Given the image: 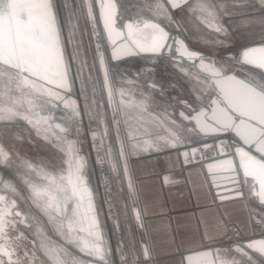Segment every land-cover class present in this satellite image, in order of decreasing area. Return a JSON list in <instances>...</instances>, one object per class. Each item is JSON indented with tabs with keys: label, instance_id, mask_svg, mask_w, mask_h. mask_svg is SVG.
<instances>
[{
	"label": "snow or ice",
	"instance_id": "1",
	"mask_svg": "<svg viewBox=\"0 0 264 264\" xmlns=\"http://www.w3.org/2000/svg\"><path fill=\"white\" fill-rule=\"evenodd\" d=\"M234 6H242L241 0H234ZM218 7L223 9L227 5L222 3ZM218 7L212 0H131L130 4L129 0H64L68 19L61 21L55 0H0V134L10 132L11 125L22 122L27 125L26 131L30 130L29 135L34 133L62 154L57 157L59 167L34 163L0 142V168L13 169L28 193L23 195L12 180L0 176V264H80L75 258L68 259L71 253L66 249L48 240L45 230L49 225L68 243L82 241L78 234H86L89 239L77 245L79 250L99 264H108V249L84 174L87 161L79 146L68 139L72 123L81 117L77 102L66 95L72 91L74 81L70 71L71 63L75 62H79L76 80L81 82V94L86 101L84 113L91 114L104 126L107 109L112 111L125 176L130 150L186 147L193 134L210 137L218 163L209 164L208 169H223L228 174L227 191L232 193L231 197L219 198L239 199L247 192L248 198L260 206L258 215L252 219L264 225V43L243 49L238 58L229 56L217 61L188 47L180 35L187 31V26L199 28L202 24L226 36V29L218 22ZM175 10L186 11L188 20L175 19L172 15ZM74 21H83L85 29L80 35H89L95 42L92 65L82 59V45L76 42L79 28ZM173 27L175 34L170 30ZM105 43L112 62L146 56L155 64L167 56L173 68L196 81L191 88L192 101H180L183 108L178 118L175 108L171 113L165 109L163 114L152 117L167 125L163 145L137 139L140 128L149 121L141 118L133 125L127 110L134 108L141 115L148 110V100L143 93L142 99L134 98L137 91L134 79L122 78L117 84L104 55ZM214 43L227 46L224 41ZM68 45L73 46L70 59ZM233 59L237 65L259 71L246 68L238 75ZM186 65L196 72L189 71ZM85 72L87 84L81 79ZM88 86L93 93L91 103ZM98 88L101 97H107V109L95 99ZM121 123L126 126L131 142L127 146L121 139ZM75 131L77 135L81 133L79 127ZM227 133L237 139L235 144L225 141ZM99 138V147L104 158H108L112 148L104 146L107 128ZM90 139L95 148L97 134L93 133ZM202 146L207 150L209 144L202 141ZM197 151L196 147L191 148L193 159ZM182 155L188 160V151ZM112 171L117 169L113 167ZM21 202L26 207H21ZM135 215L139 222V212ZM143 255L145 259L149 257L147 248ZM197 255L202 258L200 264H264V238L237 240L223 254L216 249L215 254L206 250ZM136 256L133 252L132 264H136ZM185 259L194 264L193 257Z\"/></svg>",
	"mask_w": 264,
	"mask_h": 264
},
{
	"label": "crops",
	"instance_id": "2",
	"mask_svg": "<svg viewBox=\"0 0 264 264\" xmlns=\"http://www.w3.org/2000/svg\"><path fill=\"white\" fill-rule=\"evenodd\" d=\"M212 3L217 7L222 3L227 5L223 9L218 7V22L226 29L227 35H220L202 24L199 28L187 26V31L180 35L189 45L195 46L193 42L224 47L214 43L219 40L226 43L225 48L236 49L238 54L245 46L264 43V4L261 0H241L242 6H234V0H212ZM172 15L185 21L189 18L186 11L175 10ZM162 25L167 26L163 21ZM170 30L176 33L174 27ZM251 69L252 72L258 71ZM147 100L146 112L138 115L134 108H130L128 118L133 125L141 118L149 121L140 128L139 141L163 145V139L168 135L165 131L167 125L152 119L161 113L154 111L150 98ZM207 139L193 134L186 147L130 150L126 158L130 197L135 213L139 212L141 216L138 222L135 215L137 233L143 247L149 251V264H186L185 255L188 253L229 245L223 242L228 225L235 227L240 239L264 237V225L252 219L258 215L260 206L248 198L247 192L243 198L227 200H218L214 194L203 164L198 160L202 141ZM130 143L128 141L126 146ZM192 147L198 149L195 159ZM185 151L189 153L188 160L182 155ZM41 256L43 258L42 253Z\"/></svg>",
	"mask_w": 264,
	"mask_h": 264
},
{
	"label": "rangeland",
	"instance_id": "3",
	"mask_svg": "<svg viewBox=\"0 0 264 264\" xmlns=\"http://www.w3.org/2000/svg\"><path fill=\"white\" fill-rule=\"evenodd\" d=\"M59 17L61 21L68 19V12L64 8V0H55ZM73 7L75 4L73 3ZM98 17V13H97ZM78 24L79 31L76 36V42L82 45L83 56L82 59L86 60L89 65L93 63V57L96 55L95 42L91 41L89 35H80L85 29L83 21H74ZM101 27V26H100ZM91 29L88 28V32ZM65 37H67L68 30L65 28ZM91 41V42H90ZM195 47L206 52L207 58H211L217 61L224 60L231 57L238 58V54L235 52L236 49H230L225 47H208L197 45L192 42ZM103 50L105 58L108 60L112 76L119 84L122 78L134 79V87L137 90L135 99L140 100L143 97L140 93L144 94V97H148L152 101L153 109L161 114L164 113L165 109L169 113L175 108V114L178 118V113L182 110L183 106L180 103L182 100L192 101L193 93L191 91L192 85L196 83L195 80H190L185 77L179 70L173 68V62L167 58V56L160 59L159 63L153 64L152 60L146 56H134L126 59L112 62L106 44H103ZM73 54V46H67V56L69 59ZM71 62V61H70ZM78 63H71L70 76L74 83L72 91L67 93L71 99L75 100L80 108L81 117L72 123V131L68 136L69 140L75 142L81 151V155L85 157L87 161V167L84 171L88 186L92 190L94 197V204L98 213V221L100 231L103 235L106 247L108 249L107 261L108 264H132L133 252L137 253L135 257L136 264H149L148 258L145 259L143 255L144 247L140 242L137 233V226L135 222V209L130 197V190L127 182V176L124 175V161L119 157V144L116 142V131L112 126V111L107 109V97L106 95L101 97L99 88L95 93V99L102 103L107 109L105 125L100 126L97 119L91 114L84 113L85 98L81 94V82L76 80ZM232 63L235 65L237 74H242L248 66H240L235 63L233 59ZM189 71L195 73L196 69H192L189 65H186ZM96 69H99V63L96 62ZM252 71V69L250 68ZM145 76L150 80L155 87L150 84L144 83L138 78L137 75ZM95 75V73H94ZM88 73L85 72L81 78L85 84H87ZM102 84V75L100 76ZM88 103H91L93 98L92 89L90 86L87 88ZM127 99V98H126ZM116 101L119 102V97H116ZM62 111V109H61ZM79 127L81 133L77 135L75 129ZM105 128H107V139L104 141L105 148L111 145L112 152L108 158H104L105 154L100 145V135L104 134ZM120 135L125 145L128 143L127 129L126 126L121 123ZM153 128H156L154 126ZM27 125L22 122L10 126V132L0 134V142L7 147L12 149L15 153L20 154L22 157L29 159L34 163L44 162L46 164H55L57 167L60 166V161L57 159L62 154L57 149H54L50 144L44 140L38 138L34 133L29 135V131H26ZM141 132V129H140ZM15 134L22 139H15L12 134ZM93 133L97 134V146L93 147V142L90 137ZM96 149L100 151L98 157H96ZM101 160V163L97 161ZM117 169L116 172L112 171V168ZM0 176H3L5 180H12L23 195L27 196V189L17 179L15 172L10 168H0ZM108 183L113 203H114V217L115 219H109L105 215L103 208V200L101 195V185ZM21 207H26L21 202ZM45 234L48 240L54 245L66 249L71 255L68 257L69 260L75 258L82 262V264H99L98 261H94L93 257L85 255L79 250L77 245L86 242L89 238L84 233L78 235L82 238L77 240L75 243H68L62 239L49 225L46 227ZM123 254V255H122ZM40 257L41 254H39ZM43 259V258H42ZM48 264V262H46Z\"/></svg>",
	"mask_w": 264,
	"mask_h": 264
},
{
	"label": "water",
	"instance_id": "4",
	"mask_svg": "<svg viewBox=\"0 0 264 264\" xmlns=\"http://www.w3.org/2000/svg\"><path fill=\"white\" fill-rule=\"evenodd\" d=\"M97 13H98V9H97ZM101 31H102V26H101ZM173 34H175V33H173ZM185 43L191 49L196 50V51H199V52L203 53V55H204V52H202V51H200V50H198V49H196L194 47H191L187 43L186 40H185ZM258 45H260V44L248 45V46H245V47L241 48L240 51H239V53H238V57L240 56V54H241V52H242L243 49H246V48H249V47H253V46H258ZM108 51H109V49H108ZM109 55H110V51H109ZM110 58H111V56H110ZM245 66H247V65H245ZM248 67H250V66H248ZM137 76L144 83L150 84V85H154L145 76H142V75H139V74ZM224 139H225V141H230L233 144H235L237 142V139L231 133L225 134L224 135ZM206 142L209 144V147H208L207 150H204L203 149V146H202V150L199 152V158H198V160L200 162H202V164H203V167H204L205 172L207 174L208 180H209V182L211 184V187H212V189L214 191V194L216 195L217 199L218 200H221L219 198L221 196H223V197H231L232 196V193H230L229 191H227L228 185H227V182H226V177H227L228 174L223 169H221V168H213L211 171H209V169H208V165L209 164H217L218 163V158H217L216 151H214L213 148L211 147V145L213 143L212 138L209 137L206 140ZM201 153H203V155H201ZM229 199H232V198H229ZM225 200H227V199H225ZM262 238H264V237H255V238H251V239H262ZM232 244L224 245V246H221V247L218 246V247H213V248L200 249V250H197L195 252L186 254L185 255V258L191 256V257H193L194 264H200V261H201L202 258L197 255L199 252L206 251V250H211L215 254L216 249H220L221 250V253L223 254L224 250L228 249L229 246L232 245ZM185 262H186V264H188V262H187L186 259H185Z\"/></svg>",
	"mask_w": 264,
	"mask_h": 264
},
{
	"label": "built area",
	"instance_id": "5",
	"mask_svg": "<svg viewBox=\"0 0 264 264\" xmlns=\"http://www.w3.org/2000/svg\"><path fill=\"white\" fill-rule=\"evenodd\" d=\"M100 192L102 195L103 208L105 211V215H106V217L111 219L114 217V203H113V199H112L110 190L108 188L107 180H106V183L104 181V183L101 185V191ZM237 240H240V238L238 237V235L236 233L235 227H233L232 225H228L224 231V234H223V242L228 243V244H232Z\"/></svg>",
	"mask_w": 264,
	"mask_h": 264
},
{
	"label": "bare ground",
	"instance_id": "6",
	"mask_svg": "<svg viewBox=\"0 0 264 264\" xmlns=\"http://www.w3.org/2000/svg\"><path fill=\"white\" fill-rule=\"evenodd\" d=\"M95 152H96V155H95V156H96V157H98V156H99V154H100V151H99V149H98V150L96 149V151H95ZM113 219H115V217H114ZM79 262H80V261H79ZM80 264H82V262H80Z\"/></svg>",
	"mask_w": 264,
	"mask_h": 264
},
{
	"label": "flooded vegetation",
	"instance_id": "7",
	"mask_svg": "<svg viewBox=\"0 0 264 264\" xmlns=\"http://www.w3.org/2000/svg\"><path fill=\"white\" fill-rule=\"evenodd\" d=\"M191 47H194V48H196V49H198V50H201V49H199V48H197V47H195V46H192V45H190ZM108 49V48H107ZM109 52V51H108ZM204 56L205 57H207V55L206 54H204ZM42 258V257H41Z\"/></svg>",
	"mask_w": 264,
	"mask_h": 264
}]
</instances>
